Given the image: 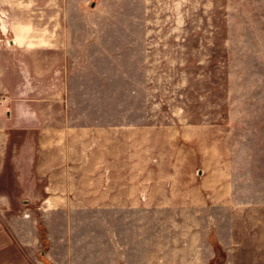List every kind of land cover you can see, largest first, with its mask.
<instances>
[{"label":"crops","instance_id":"obj_1","mask_svg":"<svg viewBox=\"0 0 264 264\" xmlns=\"http://www.w3.org/2000/svg\"><path fill=\"white\" fill-rule=\"evenodd\" d=\"M87 2L0 0V55L18 57L0 82V237L12 230L7 217L27 208L48 218L50 234L54 215L104 207L112 221L106 264H264V113L255 114L250 143L241 128L233 147L221 125L81 124L84 114L68 110L67 57L108 55L82 26ZM234 9L240 23L264 24V0H234ZM185 165L202 168L198 179L181 174ZM164 207L203 216L201 232L188 227L184 235L178 223L163 255L156 245L148 252L144 223L132 249L126 218L148 208L163 215ZM56 243L66 247L65 239ZM23 247L0 238V264H19ZM71 259L44 256L53 264Z\"/></svg>","mask_w":264,"mask_h":264},{"label":"rangeland","instance_id":"obj_2","mask_svg":"<svg viewBox=\"0 0 264 264\" xmlns=\"http://www.w3.org/2000/svg\"><path fill=\"white\" fill-rule=\"evenodd\" d=\"M87 1L82 26L92 35L91 46L107 50L108 55L67 57L68 110L84 114L78 122L221 125L227 131V145L241 142V128L250 143L249 135L260 122L255 114L264 113V24L240 23L234 0ZM17 67L18 57L0 55V82ZM181 170L198 179L202 168L185 165ZM197 187L195 182L196 191ZM28 209L16 218L7 217L12 230L4 228L0 237L24 245L19 248V264H25L22 257L35 264H53L44 256L57 261L59 255L73 257L72 264H106L112 224L106 208L76 207L54 215L50 234L48 218L37 208ZM158 210L164 214L155 216L156 210L148 208L146 216L131 213L126 218L132 249L144 223L148 252L156 245L163 255L175 245L178 223L184 235L188 227L201 232L203 216ZM55 219L63 226L61 233L54 228ZM61 239L66 247H57ZM7 253L10 249H4Z\"/></svg>","mask_w":264,"mask_h":264}]
</instances>
